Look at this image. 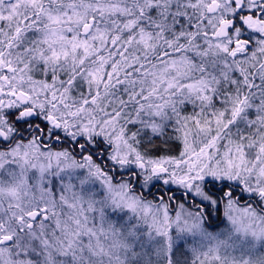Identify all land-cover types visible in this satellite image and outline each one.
Listing matches in <instances>:
<instances>
[{"label":"snow or ice","instance_id":"obj_1","mask_svg":"<svg viewBox=\"0 0 264 264\" xmlns=\"http://www.w3.org/2000/svg\"><path fill=\"white\" fill-rule=\"evenodd\" d=\"M0 264H264V0H0Z\"/></svg>","mask_w":264,"mask_h":264}]
</instances>
